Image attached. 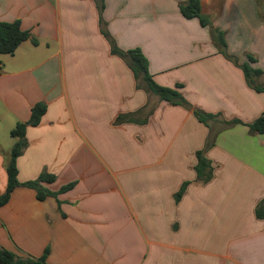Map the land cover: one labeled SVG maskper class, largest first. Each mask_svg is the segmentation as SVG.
Wrapping results in <instances>:
<instances>
[{
  "label": "crops",
  "instance_id": "0c3cea01",
  "mask_svg": "<svg viewBox=\"0 0 264 264\" xmlns=\"http://www.w3.org/2000/svg\"><path fill=\"white\" fill-rule=\"evenodd\" d=\"M185 1L0 0V22L19 21L38 41L0 55V194L16 142L10 131L47 104L27 127L21 184L0 206L3 247L35 257L48 248L47 264H264V219L255 214L264 134L247 126L264 111V92L240 67L252 55L264 72V0H201L238 64L210 26L183 16ZM103 29L121 50L139 48L157 83L181 84L190 107L139 87ZM194 109L216 117L207 125ZM121 114L132 121L117 122ZM233 119L242 122L226 124ZM212 132L213 177L204 183L196 152ZM43 171L56 179L39 199L24 183Z\"/></svg>",
  "mask_w": 264,
  "mask_h": 264
},
{
  "label": "trees",
  "instance_id": "16d2710c",
  "mask_svg": "<svg viewBox=\"0 0 264 264\" xmlns=\"http://www.w3.org/2000/svg\"><path fill=\"white\" fill-rule=\"evenodd\" d=\"M101 1L103 2L104 0ZM99 8L102 10V3ZM179 9L186 18L196 17L203 26H210L213 39L219 47L220 52L225 57L238 64L237 59L229 55L226 51L227 45L224 32L213 27L209 16L202 13L201 0H186L184 3L179 4ZM103 33L110 41L111 52L127 60L139 87L143 86L147 90L152 91L163 101L190 107L185 97L178 90V88L181 87V84H177L176 87H167L160 85L153 79V76L149 71L148 60L139 48H134L127 51L121 50L105 29H103ZM30 38L33 44L36 45L38 43L37 39L32 38L28 31L22 29L19 21L0 22V55L13 54L22 42ZM248 57L249 62H245L240 65L245 74L246 81L251 88L258 92H264V83L258 82V79L264 74V72L260 68L252 67L250 63L256 62V59L252 55H249ZM46 111L47 104L45 102L36 103L31 108L29 120L27 122H18L10 131V135L16 138V142L11 147L10 155L7 161V188L4 193L0 194V206L6 204L9 201L13 190L21 184L18 180L19 170L17 166V159L28 145V140L26 137L27 127L29 125H38ZM193 112L201 122L207 125L209 124L210 120H213L216 117L214 114L207 113L199 109H194ZM116 121H132V114H121L116 118ZM241 122L242 121L240 119H233L226 121V124L231 125ZM247 126L249 127L251 133L264 134V111L252 122L247 123ZM214 141L215 136L211 134L207 143L205 144V148L196 152L197 164L195 165V171L197 179L203 181L204 183L210 181L213 177V166L211 160L205 155V149L211 147L214 144ZM55 179L56 175L43 171L36 179L30 180L24 183V185L36 189L38 198L44 199L53 193L50 190L44 188L42 184L52 183L55 181ZM187 185L188 182H185L182 185L176 194V198H180L182 196ZM73 186V182L66 184L59 190V192H66L72 189ZM255 214L257 218L264 219V199H262L257 205ZM47 253L48 248L39 257L28 254L22 255L15 253L0 244V264H47Z\"/></svg>",
  "mask_w": 264,
  "mask_h": 264
},
{
  "label": "rangeland",
  "instance_id": "374dc122",
  "mask_svg": "<svg viewBox=\"0 0 264 264\" xmlns=\"http://www.w3.org/2000/svg\"><path fill=\"white\" fill-rule=\"evenodd\" d=\"M211 134H214V133L212 132ZM259 144H260L259 148H260V149H264V139H263L262 144H261V142H260Z\"/></svg>",
  "mask_w": 264,
  "mask_h": 264
}]
</instances>
